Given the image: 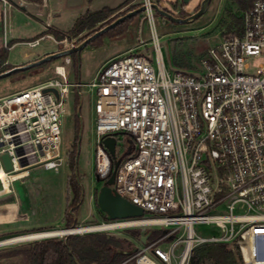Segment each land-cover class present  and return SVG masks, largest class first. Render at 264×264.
Segmentation results:
<instances>
[{"label":"built area","instance_id":"obj_1","mask_svg":"<svg viewBox=\"0 0 264 264\" xmlns=\"http://www.w3.org/2000/svg\"><path fill=\"white\" fill-rule=\"evenodd\" d=\"M11 2L0 0L8 50ZM155 4L141 0L150 42L141 38L137 50L110 60L91 82L71 83L62 65L57 77L0 97L1 181L4 188L10 182L13 193L12 184L35 169L65 165L62 117L71 95L77 90L82 96L86 87L95 94L96 175L105 181L114 169L104 139L115 137L118 147L127 135L131 146L117 159L113 188L144 210L142 217L109 219L103 223L108 228L96 231L161 232L129 264H189L195 247L212 242L242 240L248 255L254 237L260 247L256 260L264 264V0L252 1L241 30L225 34L194 72L167 68ZM45 38L67 42L48 35L27 44L37 47ZM252 59L262 61L254 71ZM199 224L214 225L220 234L198 235Z\"/></svg>","mask_w":264,"mask_h":264},{"label":"rangeland","instance_id":"obj_2","mask_svg":"<svg viewBox=\"0 0 264 264\" xmlns=\"http://www.w3.org/2000/svg\"><path fill=\"white\" fill-rule=\"evenodd\" d=\"M158 2V0H155ZM169 1L173 2L171 6L172 13L175 16L185 18L190 14L195 13L202 0H192L190 4H183V0H166L161 2L163 8H169ZM13 7L8 10L6 21V33L9 42L19 40L18 45L13 47L8 53V60L11 63L21 62L26 56H30L33 52H40L47 47L51 49L58 48V45L51 39H45L41 45L36 48L30 47L25 42L29 37L36 35L39 30V25L28 19L24 11L16 4L11 2ZM185 5L184 7H182ZM183 8V9H182ZM243 11L233 0H212L207 12L199 19L192 23L177 24L171 20L157 14L156 24L158 32L161 36L163 44L162 52L167 68L170 71L175 69L184 70L187 72L201 71V60L208 51L216 49L225 34L238 29V19L242 18ZM143 23H139L131 27L128 33L113 40L109 36H102L98 41L88 44L79 54V72L74 71V60L70 56L72 63L70 66V74L68 79L71 83H89L93 77L103 67V62L109 56L120 51L125 45L139 44L140 39H145L150 42V30L148 22L144 15L141 17ZM69 23V22H68ZM100 24L95 27L99 29ZM41 28V27H40ZM89 31L83 32L78 37L66 38L65 45L60 44V50L66 45H78ZM5 29L2 7L0 4V49L4 47ZM22 39V40H21ZM5 48V47H4ZM59 51V50H58ZM66 58H58L51 62H47L41 66L34 67L23 73H15L0 79V97L13 94L19 90L30 88L50 80L56 75V67L65 63ZM262 61L252 59L250 62L251 71L255 70ZM82 96L76 90L70 98V104L67 113L62 117V143L60 151L63 156H66V163L59 170H46L37 168L32 172L31 177L25 181H16L12 184L14 193L5 200L20 199L28 200L30 203L24 209L27 212L25 220L18 221L17 224L0 223V240L6 239L15 235L37 232L40 229H67L65 228V208L67 199V181L71 175L69 168V157L77 150L76 163L79 182L83 187L84 203L79 211L80 226L102 225L108 223L107 216L98 206L97 197L100 188L103 186V181L96 178V131H95V94L89 88L82 87L80 89ZM79 97V98H78ZM82 97V98H81ZM77 99L80 100L78 105ZM130 138L122 134L117 147V159L124 158L126 152L130 148ZM76 173V174H77ZM4 201V198L0 200ZM226 212L225 210H222ZM16 227H22L20 232ZM18 229V230H17ZM26 229V230H25ZM156 228H130L120 229L116 231H90L84 233H75L79 235L98 233L114 235L122 239L128 240L132 245V250L137 247L138 250L144 245L141 242V237H145L151 233L147 241H152L150 238L159 237L160 231ZM195 231L201 236L219 235L220 232L214 225L199 224L195 226ZM133 232L137 235H133ZM153 232H159L157 235ZM153 233V234H152ZM253 234H255L253 232ZM67 235L42 238L24 242H18L0 246V264H28L27 260L22 255L9 256L15 251H19L30 244L50 238H64ZM256 237L248 244L249 253L246 264H259L256 260V255L260 252L259 245L256 244ZM228 246L237 249L235 243H228ZM127 247V245H125ZM130 250H122L128 252ZM134 254H129L123 262L129 264L130 258ZM211 264V263H208Z\"/></svg>","mask_w":264,"mask_h":264},{"label":"trees","instance_id":"obj_3","mask_svg":"<svg viewBox=\"0 0 264 264\" xmlns=\"http://www.w3.org/2000/svg\"><path fill=\"white\" fill-rule=\"evenodd\" d=\"M33 2H41L42 0H29ZM133 0H127L123 5L130 3ZM241 11H246L252 5L253 0H233ZM141 4L132 8H138ZM116 9L104 7L100 10L87 12L85 15L77 19L74 26L68 32L51 31L54 33L56 40L63 41L66 38L78 37L85 31H89L81 41H84L90 35L95 33V27L100 24L99 29L112 23L115 19L126 14L121 12L114 15ZM114 15V16H113ZM133 18H129L122 22L117 27L111 29L103 36L115 38L125 31ZM238 31L242 27V18L238 19ZM98 29V30H99ZM98 38L95 41H98ZM94 41V42H95ZM21 41H13L9 46ZM96 43V42H95ZM9 50L2 47L0 49V74L4 73L14 66L7 63ZM74 60V70L79 72V59L77 53L72 55ZM23 73V72H20ZM79 98V97H78ZM78 105L80 100L77 99ZM77 150L69 157V168L71 175L67 181V199L65 209V228H77L80 226L78 215L81 206L84 203L83 187L79 182V175L77 172L76 163ZM96 178L103 181L98 175ZM107 220H109L107 218ZM50 229H40L35 231H45ZM157 235L159 232H153ZM152 233V234H153ZM133 235L137 233L133 232ZM155 240V237L150 238ZM236 248L233 249L227 243H206L198 245L194 248L189 264H246L248 259L246 243L242 240L239 244L236 242ZM127 245V247H125ZM131 243L114 235L91 233L85 235L73 234L65 236L64 238H50L34 242L28 247L20 249L11 253L9 256L22 255L28 264H120L125 260L127 254L122 250H130Z\"/></svg>","mask_w":264,"mask_h":264},{"label":"crops","instance_id":"obj_4","mask_svg":"<svg viewBox=\"0 0 264 264\" xmlns=\"http://www.w3.org/2000/svg\"><path fill=\"white\" fill-rule=\"evenodd\" d=\"M11 1L14 4H16L17 6H19V8H21L24 11V13L28 17V19L32 20L33 22L37 23V25H39L38 26L39 30H37L38 33L32 37H29L25 42H22L25 44H27L28 42L35 41L37 39L44 38L48 35L53 36L55 38L54 33L50 32V30L51 31H59V32H68L74 26L77 19H79L80 17L85 15L87 12H93V11L100 10L104 7H109V8L116 9L114 15H118L121 12L128 13L130 11L136 10L139 7L138 8H132V7L141 4V0H133L130 3H127L125 5H123V3L127 0H42L41 2H33V1H29V0H11ZM164 1H166V0H158V2L157 1L156 2L160 6V8L171 12L172 11L171 6L173 5V2L170 3L169 1H167L166 3L169 4L168 5L169 8H163L161 6V2H164ZM142 16H143V13H140L139 15L132 17L133 19L131 20L127 31H125L123 34H121L115 38H112V39L113 40L120 39V37H122L123 35H125L126 33L129 32L131 27H134L139 23H143V20L141 19ZM105 34H103V35H105ZM103 35H101L100 37H102ZM100 37H98V38H100ZM45 39H51V38H45ZM45 39H43V40H45ZM97 39H95V40H97ZM7 40L9 41L8 37H7ZM43 40H41V42ZM51 40H53V39H51ZM13 41H19V40H13ZM53 41L55 42V40H53ZM94 41H92V42H94ZM41 42L39 45H41ZM55 43L58 45V48H56V49H51L50 47H47L46 49H44L40 52L31 53L30 56H26L27 58H24L21 62L13 64V63L9 62V60H8L7 63L14 66V67H17V66H23V65L29 64L31 62L37 61V60H39V59H41V58H43L49 54H53V53L58 52V50L60 51V46H59L60 44H58L57 42H55ZM18 44H19V42L11 45L9 51ZM73 46H75V45L74 44L73 45H66L65 47H63V49L64 48H71ZM138 46H139V44L137 45V43L131 44V45L125 44L120 49V51H118V52L115 51L114 54L109 56L108 59H106V61L103 62V66L106 65L110 60H112L116 57H119V56H122V55H125V54H128L130 52L137 50ZM32 48H36V47H32ZM77 55H78V53H77ZM68 57H65V58H68ZM71 63H72V60H71ZM71 63L67 64L65 61V63L63 64L66 66L67 77L70 74ZM19 91H21V90H19ZM19 91H17V92H19ZM11 195H12V193H9V194H6V195L0 197V200L4 198V201L0 202V223L17 224L18 221L25 220L27 217V212L24 211V209H28L27 207L30 204L28 202V200H24V201H22L20 199L5 200ZM64 215H65V213H64ZM78 221H79V215H78ZM16 228H18V229L20 228L19 230L17 229L20 232L22 227H16ZM49 229H51V228H49Z\"/></svg>","mask_w":264,"mask_h":264},{"label":"water","instance_id":"obj_5","mask_svg":"<svg viewBox=\"0 0 264 264\" xmlns=\"http://www.w3.org/2000/svg\"><path fill=\"white\" fill-rule=\"evenodd\" d=\"M191 1L192 0H183V3L188 5L191 3ZM211 2L212 0H202L200 3L199 9L195 13L190 14L189 16L185 18L175 16L172 12L160 8L158 4H155L154 8L156 9L159 15L171 20L172 22L177 23V24H186V23L194 22L195 20L199 19L203 14H205ZM144 10H145L144 6H140L138 9L130 11L126 13L125 15L118 17L112 23L97 30L95 33L90 35L88 38H86L84 41H82L78 45H75L71 48H64L56 53L49 54L29 64L14 67L4 73H1L0 79L7 77V76H11L15 73L27 71L31 68L41 66L47 62H51L58 58L68 57V56L70 57L74 53H78V56H80L79 54L81 53V51L89 43H91L92 41L100 37L101 35L105 34L106 32L110 31L111 29L117 27L122 22L126 21L127 19L137 16L140 13H143ZM103 144L108 150L112 159L114 160V169L109 179L105 181L103 180V186L100 188V191L97 197V203H98L99 208L101 209L102 212L106 214L108 219L112 221L144 216L143 208L131 203L126 198L120 196L116 192V190L113 188V185L115 184V180H116V172L119 167V161L117 160V139L115 137H106L103 141ZM3 160H4L6 168L11 169V162H10L9 155L7 154L4 155ZM3 189H4V185L0 179V191H2ZM71 229H75V228H71ZM73 234H74L73 232H69L65 235L68 236V235H73ZM149 235L150 233L147 234L145 237H141V242L143 244L147 243V239ZM137 251H138V248L134 247L132 250L128 252H123V253L129 255V254H135Z\"/></svg>","mask_w":264,"mask_h":264},{"label":"bare ground","instance_id":"obj_6","mask_svg":"<svg viewBox=\"0 0 264 264\" xmlns=\"http://www.w3.org/2000/svg\"><path fill=\"white\" fill-rule=\"evenodd\" d=\"M60 72H63L62 67H59L58 69ZM4 178V174L0 172V179ZM11 183L7 182L5 180V188L0 191V197L9 194L11 192ZM107 224L102 225H89V226H79L75 229H55V230H45V231H37V232H31L26 234H20L15 235L6 239L0 240V246H5L8 244L18 243V242H24V241H30V240H36V239H42V238H49V237H55V236H62L69 232L75 233H84V232H90V231H96L98 229H105L108 228Z\"/></svg>","mask_w":264,"mask_h":264},{"label":"flooded vegetation","instance_id":"obj_7","mask_svg":"<svg viewBox=\"0 0 264 264\" xmlns=\"http://www.w3.org/2000/svg\"><path fill=\"white\" fill-rule=\"evenodd\" d=\"M184 4V3H183ZM185 5H183L182 7H184ZM183 9V8H182Z\"/></svg>","mask_w":264,"mask_h":264}]
</instances>
